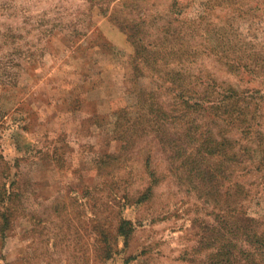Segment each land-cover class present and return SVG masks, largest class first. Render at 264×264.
Returning <instances> with one entry per match:
<instances>
[{"label": "rangeland", "instance_id": "obj_1", "mask_svg": "<svg viewBox=\"0 0 264 264\" xmlns=\"http://www.w3.org/2000/svg\"><path fill=\"white\" fill-rule=\"evenodd\" d=\"M159 1L155 16L170 3ZM184 1L192 3L185 16L194 17L201 10V0ZM229 7L236 10L228 32L247 41L245 49L232 53L249 65L228 71L219 57L207 54L188 65L201 69L202 83L213 75L248 88L251 102L264 106V0H241ZM230 11L221 8L212 14L227 23ZM208 21L202 30L208 29ZM224 23L213 34L223 33ZM102 42L107 45L99 48ZM133 50L126 34L87 0H0V113H8L5 120L0 117V149L11 166L4 171L0 165V188L8 187V172L24 183L23 210H17L13 229L0 233V264H208L213 251L205 245L210 236L219 240L217 227L231 234L233 220L238 221L229 206L235 196L236 205L242 204L244 213L257 220L253 226L264 233V171L256 170L255 163L238 157L250 167L239 175L245 171H234L231 161L223 191L215 192L211 183L190 176L179 162L184 154L173 160L163 150L187 147L189 153L197 148V128L186 141L184 131L167 136L145 133L136 148L121 149L113 137L112 111L135 102L132 77L136 90L152 89L156 83L151 74L134 76ZM80 56H86L85 61ZM166 65L157 72L172 84L178 69L172 66L171 72ZM86 73L91 83L78 84L77 89L86 94L87 103L72 114V82L82 81ZM22 101L26 103L20 105ZM23 114L31 119L27 129L15 120ZM205 124L213 128L214 134L207 135L210 143L223 140L222 147L233 144L235 151L249 143L238 128L229 132L222 119ZM249 148L253 152L258 147ZM22 155L28 158L16 167ZM193 158L201 168L218 161L208 151ZM235 178L244 187L234 194L226 188ZM146 187L147 197L126 204L125 193L137 197ZM6 198L0 202L2 210L7 208ZM225 213L230 215L223 217ZM121 216L132 220L135 231L129 244L119 240V250L109 257L103 252L102 228L115 226ZM209 224L217 227L210 232L205 229Z\"/></svg>", "mask_w": 264, "mask_h": 264}, {"label": "trees", "instance_id": "obj_2", "mask_svg": "<svg viewBox=\"0 0 264 264\" xmlns=\"http://www.w3.org/2000/svg\"><path fill=\"white\" fill-rule=\"evenodd\" d=\"M87 1L92 9H97L99 14L103 16H109L126 34L128 41L134 48L132 55L134 76L139 78L151 74L156 81L152 89H142L139 86L136 90V82L132 77L131 84L133 82L134 87L130 89V92L135 94V102L112 111V115L115 117L112 131L116 133L113 137L121 142L122 150L136 148L134 146L139 143L141 136L145 133L151 135L163 133L167 136L184 131L183 140L186 141L189 139L190 133L196 132L197 128L199 133L197 141L200 143L197 148L189 153H187V147H162L173 160L178 156L185 155V158L179 162L187 166L192 178L198 177L204 182L211 183L215 192H222V187L227 178V164L233 161V165L230 164V166L235 167L234 171L237 169L250 171V167L243 165L238 157L255 163L256 170L264 171V150L262 149L264 147V106L259 102H251L250 97L253 94L248 92V88L240 89L232 83L219 81L213 75L205 81L203 80L202 83V79L200 81L201 69L198 67V70L194 71L193 67L188 65L197 64L202 58V54L219 57L228 71H238L240 67L249 65L248 62L243 61L242 57L232 53V50L241 49L240 51H242L245 49L247 41L238 37L234 38L228 32L236 10V8L230 9L229 5L232 4L234 7V2L241 0H201V10L194 17L184 15L185 11L192 6V3L184 0H167L170 3L168 5L166 3L167 6L165 5L162 14L157 16L153 10L160 6L159 0ZM180 1L183 3L181 4ZM232 1L233 3H230ZM221 8L231 10L224 20L227 23L216 21L217 18L212 14ZM161 17L164 18L163 21L160 20ZM206 19L209 20L208 29L202 30ZM219 23H224L223 33L213 34L218 30ZM208 32L213 35H207ZM203 33L205 38L201 40ZM97 44L99 48L107 45L106 42ZM161 65L169 66L171 72L174 71L172 66H177V77L174 76L175 78L171 81L172 84H167V79L160 77L161 72H157L163 71ZM154 68L155 71H153ZM16 83L12 81V84L17 85ZM137 83L139 84V81ZM199 86L204 89L200 87L202 90H199ZM25 101H22L20 105L25 104L27 102ZM7 115L6 111L0 113L3 120ZM212 119H222L228 124L227 130L229 132L238 128L249 141L248 145H240L241 150L235 151L232 148L233 144L230 145L231 147H222L225 145L223 140L210 143V137L207 135L212 136L214 132L212 126L206 125L205 121L210 123ZM15 120L19 124V128H29L28 122L31 120L29 115L23 114L20 117H15ZM168 124L171 125L168 126ZM11 125L8 124L7 127L10 128ZM163 141V143L175 142L174 140L167 141V139H163ZM249 147L258 148L255 151L252 149V152ZM204 151L215 154L218 159L217 162H209L207 168L198 166L193 158L204 153ZM26 158L28 157L25 155L17 157L16 167L20 166L21 161ZM148 162L147 160V165H149ZM7 163L0 149V165H4L2 168L4 171H8V168L10 170L11 166ZM221 163H223V168ZM246 171L239 175L245 174ZM8 173L7 176L10 181L8 187L2 185L0 188V202L4 201L6 196L8 199L7 208L3 210L0 208V233L2 234L13 229L15 219L19 216L17 210L20 207L23 210L22 207L24 206L22 196L24 183L21 180L18 181L14 176L11 177L10 172ZM154 174L151 169L149 176L153 177ZM0 182L2 183L1 180ZM242 187H244V182L235 178L225 188L229 192L234 190L235 194ZM149 191V187H146L137 197L125 193L126 204L138 200L136 198L147 197ZM229 200L228 198L225 199L228 202ZM235 200L236 196L232 198L229 204L232 209V217L238 220L235 222L233 220L231 234H227V231L221 230L215 225L209 224L205 227L210 232L217 227V237H219L218 240L210 236L205 245L213 251L211 253L212 259L208 264H260L264 259V233L253 226L257 220L255 221L254 218L244 213V206L242 204L236 205L239 199ZM223 208L225 209V207ZM229 215V213H225L223 217ZM217 216L220 217V214L218 213ZM220 218L218 219L220 220ZM222 223L224 226L226 225L225 221ZM113 230L116 231L115 234L112 232ZM134 231L135 227L132 220L124 216L119 218L115 226L109 224L107 229L103 227L102 234L106 241L103 252L106 251L109 257L112 256L116 250H119V240L128 245Z\"/></svg>", "mask_w": 264, "mask_h": 264}, {"label": "crops", "instance_id": "obj_3", "mask_svg": "<svg viewBox=\"0 0 264 264\" xmlns=\"http://www.w3.org/2000/svg\"><path fill=\"white\" fill-rule=\"evenodd\" d=\"M80 57L82 58L83 61H85L86 56H80ZM87 83H91V80L88 79L87 73H86V75L82 81L77 82V80H76V81L72 82V93H70L68 95V98L72 99V108L70 106H68V109L72 110V114H75L76 112L82 111V108L85 107V105L87 103L86 94L78 91V89H77L78 84H87ZM79 86H81V85H79Z\"/></svg>", "mask_w": 264, "mask_h": 264}]
</instances>
